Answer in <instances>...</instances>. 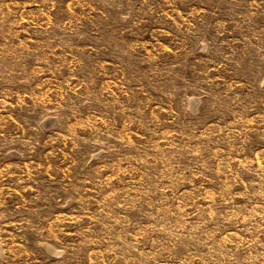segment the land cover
I'll return each instance as SVG.
<instances>
[{
  "label": "rangeland",
  "instance_id": "rangeland-1",
  "mask_svg": "<svg viewBox=\"0 0 264 264\" xmlns=\"http://www.w3.org/2000/svg\"><path fill=\"white\" fill-rule=\"evenodd\" d=\"M0 264H264V0H0Z\"/></svg>",
  "mask_w": 264,
  "mask_h": 264
}]
</instances>
